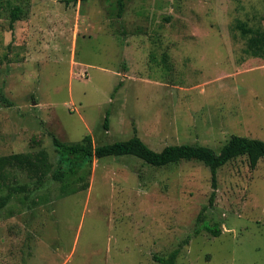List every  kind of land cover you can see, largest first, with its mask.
I'll list each match as a JSON object with an SVG mask.
<instances>
[{"label": "rangeland", "instance_id": "1", "mask_svg": "<svg viewBox=\"0 0 264 264\" xmlns=\"http://www.w3.org/2000/svg\"><path fill=\"white\" fill-rule=\"evenodd\" d=\"M117 13V0H0V156L54 161L51 135L136 134L158 152L264 141V58L237 28L264 32V0H125ZM211 177L195 161H95L87 191L0 213V264H161L178 248L175 264H264V158L221 168L212 204ZM203 221L222 234L197 235Z\"/></svg>", "mask_w": 264, "mask_h": 264}, {"label": "trees", "instance_id": "2", "mask_svg": "<svg viewBox=\"0 0 264 264\" xmlns=\"http://www.w3.org/2000/svg\"><path fill=\"white\" fill-rule=\"evenodd\" d=\"M75 3L89 0H72ZM71 0H67L70 3ZM119 18L125 13V0H117ZM264 17V16H263ZM19 19V9L12 12L11 28ZM237 28L248 37L247 50L256 58H264V32L246 28L238 23ZM109 128V115L104 123ZM56 159L53 161L45 150L36 153H18L9 156H0V213L15 200L21 208L32 210L37 206L48 204L53 200L73 196L85 192L90 187L93 164L105 158L125 156L136 157L146 164L162 168L181 162L195 161L202 163L211 171L212 187L214 192L210 204L213 202L217 189L218 172L231 161L245 156L250 167L256 168L264 158V141L241 136H231L218 150L202 145H170L162 151H154L146 145L138 135L128 140L112 144L96 145L90 135L80 142L68 143L51 135ZM25 176L26 181L21 179ZM48 183L58 185V195H42L39 192ZM36 194V198L33 197ZM200 220V219H199ZM199 225V224H198ZM196 230L198 235L203 229L213 237L222 234L218 224L213 227L203 221ZM180 249L172 251L168 257H155L161 264H175Z\"/></svg>", "mask_w": 264, "mask_h": 264}]
</instances>
